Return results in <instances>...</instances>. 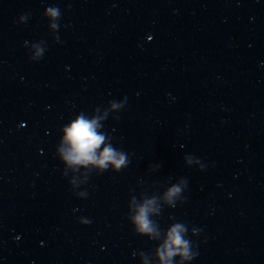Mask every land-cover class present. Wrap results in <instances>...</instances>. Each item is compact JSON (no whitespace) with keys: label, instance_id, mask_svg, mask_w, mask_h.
<instances>
[{"label":"clouds","instance_id":"obj_1","mask_svg":"<svg viewBox=\"0 0 264 264\" xmlns=\"http://www.w3.org/2000/svg\"><path fill=\"white\" fill-rule=\"evenodd\" d=\"M49 13L55 17L58 13L56 9H49ZM27 15H21L20 19H25ZM40 53L38 52L37 55ZM97 123L95 120H87L83 116L73 121L64 131L65 143L69 145L68 149L62 151V156L68 164H86L90 162L97 163L107 167L108 162L123 164V156L111 148H105L103 153L98 157L97 150L103 143L104 136L97 133ZM119 157V158H118ZM180 192L179 187H173L169 193V198ZM151 201L140 208L137 216L133 217L136 224V230L143 233H152L154 231L151 221L148 219V213ZM183 228L181 225L174 226L168 233L165 245L159 251L163 264H171L170 257L181 254L184 259H192L188 243L181 235Z\"/></svg>","mask_w":264,"mask_h":264}]
</instances>
